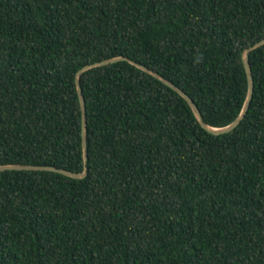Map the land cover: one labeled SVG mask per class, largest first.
I'll return each mask as SVG.
<instances>
[{
  "label": "trees",
  "instance_id": "16d2710c",
  "mask_svg": "<svg viewBox=\"0 0 264 264\" xmlns=\"http://www.w3.org/2000/svg\"><path fill=\"white\" fill-rule=\"evenodd\" d=\"M264 0H0V164L85 170L77 72L127 56L211 126L241 113ZM232 131L128 60L85 71L88 175L0 171V264H264V44Z\"/></svg>",
  "mask_w": 264,
  "mask_h": 264
},
{
  "label": "water",
  "instance_id": "95a60500",
  "mask_svg": "<svg viewBox=\"0 0 264 264\" xmlns=\"http://www.w3.org/2000/svg\"><path fill=\"white\" fill-rule=\"evenodd\" d=\"M263 44H264V39L258 41L254 45H252L249 48H247L246 50H244L243 61H244L245 68L247 71L248 83H249L247 97H246L245 103H243L244 106L242 108L240 115L233 122H231L230 124L223 126V127H214V126L209 125L204 120L202 112L199 109L198 105L195 103V100L191 96H189V94L183 88L176 85L173 81H171L170 79L166 78L161 73L157 72L156 70L148 67L147 65H145L143 63H139V62L127 57V56H117V57H112V58H108V59H104V60H100V61H96V62L87 64L84 67H82L77 72V75H76V84H77L80 103H81V107H82V139H83L84 160H85V164H86L85 170L82 172H76V171H71V170H68L65 168H59V167L50 166V165H35V164L17 163V164H0V171L14 170V169H16V170H50V171L60 172V173H63L67 176L74 177V178H85L88 175L87 163H88L89 156H88V135H87V106H86L85 95H84L82 85H81V77L85 71H87L91 68H94L97 66H102V65H108V64L115 63V62H118L121 60H128V61L132 62L133 64H137L138 67L144 69L148 73L154 75L155 77L159 78L160 80L165 82L167 85H169L170 87H172L173 89L178 91L187 101H189V104L192 107V109H193L196 117L200 121V123L203 125L204 128H206L210 132H212L214 134H221V133L230 132L241 123V121L245 118V116L249 110L250 103L253 99V94H254V77H253V73H252L249 55H250L251 50H253V49H255V48H257Z\"/></svg>",
  "mask_w": 264,
  "mask_h": 264
}]
</instances>
